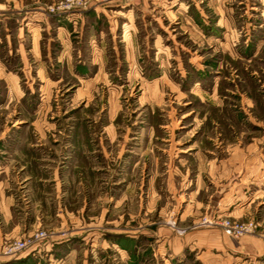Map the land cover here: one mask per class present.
I'll use <instances>...</instances> for the list:
<instances>
[{
    "label": "rangeland",
    "instance_id": "rangeland-1",
    "mask_svg": "<svg viewBox=\"0 0 264 264\" xmlns=\"http://www.w3.org/2000/svg\"><path fill=\"white\" fill-rule=\"evenodd\" d=\"M78 1L0 0V264H264L182 241L264 227V0Z\"/></svg>",
    "mask_w": 264,
    "mask_h": 264
},
{
    "label": "built area",
    "instance_id": "built-area-1",
    "mask_svg": "<svg viewBox=\"0 0 264 264\" xmlns=\"http://www.w3.org/2000/svg\"><path fill=\"white\" fill-rule=\"evenodd\" d=\"M67 6L79 4L78 0H66ZM50 10L53 8L50 6ZM173 225V224H172ZM199 226H216L222 233L232 239H239L245 235L258 236L264 239V227L253 219L233 221L229 218H207L202 217L198 223ZM196 226V225H195ZM178 233H183L185 229L176 227ZM50 233L44 229H36L33 233L25 237L13 239L6 242L2 248V254L5 256L14 257L22 254L23 252L33 251L39 248L44 243L48 242Z\"/></svg>",
    "mask_w": 264,
    "mask_h": 264
},
{
    "label": "crops",
    "instance_id": "crops-1",
    "mask_svg": "<svg viewBox=\"0 0 264 264\" xmlns=\"http://www.w3.org/2000/svg\"><path fill=\"white\" fill-rule=\"evenodd\" d=\"M15 7V6H14ZM63 30V29H62ZM224 209L223 212L233 215V216H241V215H246L248 212V208L246 204H237L233 208L229 209L228 207L226 208H220L219 210ZM10 211L8 210L5 217H10L8 214ZM8 218H6L7 221ZM15 227H13L12 232H14V229L17 227V224H13ZM206 232L204 234H197V233H192L191 235L185 236L182 241H185L184 244L187 246H190L195 248V247H200L202 248V252L200 254L201 259L206 258L209 259V257H212V255H215V253L211 252L209 249L207 251L206 245H198L199 241V236H203L204 240L209 242L210 249L216 250L219 254L218 256H226L231 254H234V252L238 251L239 253H246L250 256V253H254L256 250L264 254V248L262 246L260 247L259 243L253 242L251 238H246L245 240L242 239L238 241V243L234 244V242L226 235L222 233V231L219 228H212V229H206ZM28 232V231H27ZM202 232V231H200ZM7 233V232H6ZM6 233L3 231L4 236H6ZM11 233V232H10ZM196 235V236H195ZM199 235V236H198ZM2 236V233L0 231V240L4 237ZM190 237V238H189ZM206 237V238H205ZM182 245L180 248H178L176 251L179 252L182 249ZM259 247V248H258ZM176 252V253H177ZM221 254V255H220ZM204 264L206 262H203ZM207 263H210L209 261ZM206 263V264H207Z\"/></svg>",
    "mask_w": 264,
    "mask_h": 264
}]
</instances>
